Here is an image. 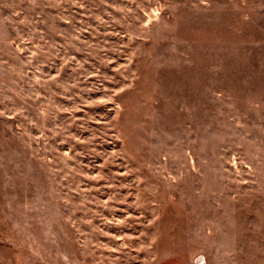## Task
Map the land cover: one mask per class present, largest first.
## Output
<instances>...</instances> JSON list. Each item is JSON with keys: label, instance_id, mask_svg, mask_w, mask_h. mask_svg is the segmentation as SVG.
Here are the masks:
<instances>
[{"label": "rangeland", "instance_id": "1", "mask_svg": "<svg viewBox=\"0 0 264 264\" xmlns=\"http://www.w3.org/2000/svg\"><path fill=\"white\" fill-rule=\"evenodd\" d=\"M0 264H264V0H0Z\"/></svg>", "mask_w": 264, "mask_h": 264}]
</instances>
